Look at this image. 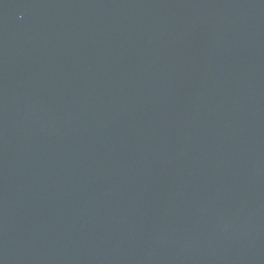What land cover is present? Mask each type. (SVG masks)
<instances>
[{
  "label": "water",
  "instance_id": "obj_1",
  "mask_svg": "<svg viewBox=\"0 0 264 264\" xmlns=\"http://www.w3.org/2000/svg\"><path fill=\"white\" fill-rule=\"evenodd\" d=\"M0 264H264V0H0Z\"/></svg>",
  "mask_w": 264,
  "mask_h": 264
}]
</instances>
